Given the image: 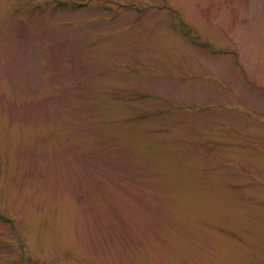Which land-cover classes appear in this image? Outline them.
<instances>
[{
  "label": "rangeland",
  "instance_id": "374dc122",
  "mask_svg": "<svg viewBox=\"0 0 264 264\" xmlns=\"http://www.w3.org/2000/svg\"><path fill=\"white\" fill-rule=\"evenodd\" d=\"M0 264H264V0H0Z\"/></svg>",
  "mask_w": 264,
  "mask_h": 264
}]
</instances>
